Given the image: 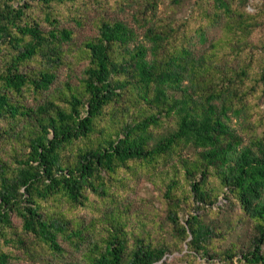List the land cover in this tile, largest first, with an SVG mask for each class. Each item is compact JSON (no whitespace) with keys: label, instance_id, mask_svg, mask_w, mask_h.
Masks as SVG:
<instances>
[{"label":"trees","instance_id":"16d2710c","mask_svg":"<svg viewBox=\"0 0 264 264\" xmlns=\"http://www.w3.org/2000/svg\"><path fill=\"white\" fill-rule=\"evenodd\" d=\"M161 1L0 0V264H264V0Z\"/></svg>","mask_w":264,"mask_h":264},{"label":"rangeland","instance_id":"374dc122","mask_svg":"<svg viewBox=\"0 0 264 264\" xmlns=\"http://www.w3.org/2000/svg\"><path fill=\"white\" fill-rule=\"evenodd\" d=\"M187 3H184L183 5H181V7H176L173 6L171 4V0H162L161 4L159 6L158 9V13L157 16L158 18H163V19H175L177 20V24L180 23L179 20L182 19H186L188 17H190V15L192 14V5L194 4L193 0H188L186 1ZM262 3V0H250V4L247 7V10L251 13L255 12L258 8V6ZM134 10L132 7H126L125 10L123 12L119 13L116 11H112L109 10V13L113 16V17H118L122 20H125L126 22H128L130 25H132L133 27H136L135 25V20H134ZM67 27H70L71 29H74L77 32V40H84L86 38L92 37L96 34V31L93 29L92 25L88 24L86 25L84 28H76L74 23H69L67 22L66 24ZM219 36V32L212 29L209 32V39H215ZM142 38V37H141ZM203 46H201L200 44L197 46V49L201 48ZM68 70H60L59 71V81L60 83L66 79V77H68ZM33 100H31L30 102H32ZM262 109H264V105L262 104ZM261 118L262 116H258L255 115L254 118ZM4 122L2 125L5 126ZM231 126L232 128H234L237 133L239 135H242L244 138V144L248 145L249 144V138L246 134L247 131V125H245V121L242 117L240 118H232L231 121ZM154 189L152 184L149 182V180L147 179V177L142 176L140 178V180H138L137 182H134L133 185V190H130V196L132 198V200L134 201V209L135 210H139V212L141 211L142 213H149V210L151 213L155 212V209H159L160 208V203L158 202L156 195L154 194ZM220 205H222V202H219ZM80 216L89 218L91 216L90 212L87 210H82L78 212ZM226 216H229L228 213L226 214ZM213 217H215L214 219L216 220H223L225 219V215L224 217L222 215H218L216 210L213 211L212 214H208L207 218L210 220ZM163 219V218H162ZM228 219V218H226ZM236 219V218H235ZM15 223L18 224V221L15 219ZM242 227H239L238 230L241 233V235L246 234V231H248L250 229V225L246 224V225H241ZM165 238L167 240H171L172 239V234H170L168 231L165 233ZM182 255L179 253H175L172 255H168L166 261L167 262H172V263H181L180 261H177V258H180ZM21 264H28L24 261H20Z\"/></svg>","mask_w":264,"mask_h":264}]
</instances>
